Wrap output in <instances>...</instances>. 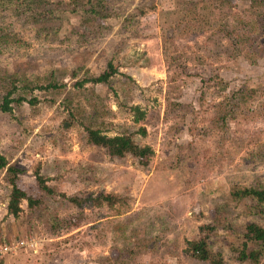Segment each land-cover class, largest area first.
Wrapping results in <instances>:
<instances>
[{
  "label": "rangeland",
  "instance_id": "1",
  "mask_svg": "<svg viewBox=\"0 0 264 264\" xmlns=\"http://www.w3.org/2000/svg\"><path fill=\"white\" fill-rule=\"evenodd\" d=\"M94 2L40 0L53 15L42 22L0 9V105L12 88L24 98L0 111V154L23 170L0 169V245L19 246L0 262L206 264L185 254L186 241L224 205L230 229L219 227L209 246L225 264H248L232 249L246 223L264 222L245 216L249 202L231 193L264 183V54L255 63L231 54L222 30L249 1L101 0L91 15ZM109 64V84L76 86ZM49 82L62 86L47 90ZM134 107L144 113L138 122ZM82 124L131 135L153 156L146 167L131 155L112 158L86 143ZM11 177L39 201L20 199L16 216ZM62 194L118 201L77 208Z\"/></svg>",
  "mask_w": 264,
  "mask_h": 264
},
{
  "label": "trees",
  "instance_id": "2",
  "mask_svg": "<svg viewBox=\"0 0 264 264\" xmlns=\"http://www.w3.org/2000/svg\"><path fill=\"white\" fill-rule=\"evenodd\" d=\"M249 8L244 16L234 18V23L231 26L224 25L222 32L226 33L227 37L231 38V44L234 49L231 54L242 56L250 63H255L264 54V0H248ZM101 0H96L92 4V8L88 11L91 15H97L94 7L99 6ZM40 0H0V9H12L18 13L26 14L32 17L36 22H42L43 19L52 17L51 12H44L39 8ZM116 74V70L112 64L108 65L107 70L102 72L96 77H91L78 82L76 86L83 87L86 83L93 85H107L111 78ZM62 85H56L51 82L47 84L45 89H56ZM16 88L7 91L6 95L2 98L0 111L3 113H11L12 109L10 104L12 102L21 103L24 101L22 96L13 98V93ZM31 100L30 103H34ZM134 112V122H138L144 117V113L138 107L132 108ZM84 131V138L88 145L102 148L112 158H123L125 155L133 156L138 164L146 167L150 158L153 156V150L150 146H141L137 144L131 135L121 134L108 136L97 128H93L86 124H82ZM142 136L145 135L144 128L138 130ZM264 162V152L259 156ZM8 169L10 176L16 177L22 173L23 170L15 165H9L7 159L0 154V169ZM39 189L45 193V196H53L54 192L49 189L42 176L35 175ZM12 187L10 198L8 202V213L16 216L19 210L20 199H26L28 206L33 207L38 205L39 201L29 198L23 191L19 190L14 183V178H9L8 181ZM73 206L80 208L86 202H91L95 205L106 203L108 206L114 205L118 200L109 194H98L94 197H87L80 199L78 197H66L61 195ZM233 202L240 204L245 201L249 202L245 208L244 215L247 217H257L264 222V183L256 182L251 186L236 189L231 193ZM229 214L226 212L224 205L215 208L212 223L203 225L200 228L201 236L196 240L186 241L185 254L202 263L206 264H225L220 252H213L209 246V237L219 228L230 229L228 223ZM243 242L237 247L232 249L236 255V261L239 263L260 264L264 259V228L255 222H248L243 227L241 235Z\"/></svg>",
  "mask_w": 264,
  "mask_h": 264
},
{
  "label": "built area",
  "instance_id": "3",
  "mask_svg": "<svg viewBox=\"0 0 264 264\" xmlns=\"http://www.w3.org/2000/svg\"><path fill=\"white\" fill-rule=\"evenodd\" d=\"M19 246L17 243L13 244V245H0V260L3 259V257L6 255V254H9L11 252H13L14 250L18 249Z\"/></svg>",
  "mask_w": 264,
  "mask_h": 264
},
{
  "label": "crops",
  "instance_id": "4",
  "mask_svg": "<svg viewBox=\"0 0 264 264\" xmlns=\"http://www.w3.org/2000/svg\"><path fill=\"white\" fill-rule=\"evenodd\" d=\"M0 264H2V263L0 262Z\"/></svg>",
  "mask_w": 264,
  "mask_h": 264
}]
</instances>
